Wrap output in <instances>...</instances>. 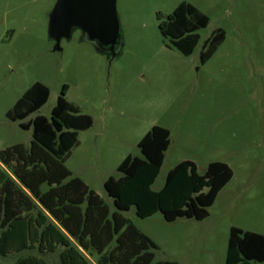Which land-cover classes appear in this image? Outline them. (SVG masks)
<instances>
[{"label": "rangeland", "instance_id": "obj_1", "mask_svg": "<svg viewBox=\"0 0 264 264\" xmlns=\"http://www.w3.org/2000/svg\"><path fill=\"white\" fill-rule=\"evenodd\" d=\"M58 0H0V149L30 146L32 130L6 114L36 82L50 88L48 102L35 114L51 118L64 86L66 98L94 119L79 133L66 166L116 211L104 184L120 177L119 165L153 126L170 130L171 144L154 191L183 161L199 169L222 161L234 171L203 220L165 221L161 213L142 219L136 208L121 212L158 246L155 262L225 264L230 230L238 227L264 235V0H116L122 47L99 51L76 29L60 50L49 37ZM188 2L210 18L199 31L194 53L183 55L159 28L165 17ZM222 28L226 39L202 64L207 38ZM54 254L24 252L0 264L36 256L61 264Z\"/></svg>", "mask_w": 264, "mask_h": 264}, {"label": "trees", "instance_id": "obj_2", "mask_svg": "<svg viewBox=\"0 0 264 264\" xmlns=\"http://www.w3.org/2000/svg\"><path fill=\"white\" fill-rule=\"evenodd\" d=\"M160 31L183 55L194 53L199 31L210 18L188 2L168 16L158 14ZM226 39L219 28L202 46L200 60L206 64ZM64 86L51 118L36 115L49 100L50 88L34 83L7 112L12 122L32 130L30 146L19 143L0 149V256L24 252L56 253L61 264H179L155 262L157 244L121 212L136 208L146 219L161 213L165 221H203L219 193L231 182L234 171L225 162L214 161L204 170L193 161H183L169 171L165 185L153 190L165 153L171 144L170 130L153 126L138 147L142 157L127 156L119 165L120 177L105 184L116 211L82 179L73 177L66 162L80 144L79 133L91 129L94 119L69 102ZM16 264H49L27 256ZM225 264H264V235L238 227L230 230Z\"/></svg>", "mask_w": 264, "mask_h": 264}, {"label": "water", "instance_id": "obj_3", "mask_svg": "<svg viewBox=\"0 0 264 264\" xmlns=\"http://www.w3.org/2000/svg\"><path fill=\"white\" fill-rule=\"evenodd\" d=\"M79 29L85 41L117 55L122 47L116 0H58L49 23V37L60 50L63 38ZM109 46V48H107Z\"/></svg>", "mask_w": 264, "mask_h": 264}, {"label": "flooded vegetation", "instance_id": "obj_4", "mask_svg": "<svg viewBox=\"0 0 264 264\" xmlns=\"http://www.w3.org/2000/svg\"><path fill=\"white\" fill-rule=\"evenodd\" d=\"M107 48H109V46Z\"/></svg>", "mask_w": 264, "mask_h": 264}, {"label": "crops", "instance_id": "obj_5", "mask_svg": "<svg viewBox=\"0 0 264 264\" xmlns=\"http://www.w3.org/2000/svg\"><path fill=\"white\" fill-rule=\"evenodd\" d=\"M258 233V232H257Z\"/></svg>", "mask_w": 264, "mask_h": 264}]
</instances>
